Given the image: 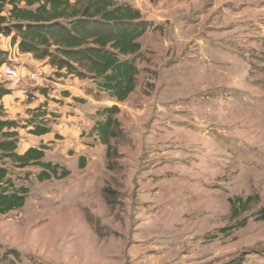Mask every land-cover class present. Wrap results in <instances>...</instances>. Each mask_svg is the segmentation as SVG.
<instances>
[{
    "label": "rangeland",
    "instance_id": "obj_1",
    "mask_svg": "<svg viewBox=\"0 0 264 264\" xmlns=\"http://www.w3.org/2000/svg\"><path fill=\"white\" fill-rule=\"evenodd\" d=\"M132 4L153 22L135 90L118 103L84 80L99 102L77 112L80 144L46 143L71 175L18 171L30 194L0 214V264H264V0ZM15 48L0 37L8 62ZM115 103L107 157L92 127ZM58 116L49 125L62 130Z\"/></svg>",
    "mask_w": 264,
    "mask_h": 264
},
{
    "label": "trees",
    "instance_id": "obj_2",
    "mask_svg": "<svg viewBox=\"0 0 264 264\" xmlns=\"http://www.w3.org/2000/svg\"><path fill=\"white\" fill-rule=\"evenodd\" d=\"M153 25L140 8L127 0H0V34L12 36L22 53L47 60L56 77L75 76L92 80L100 93L115 102H124L137 86L143 55L140 38ZM8 62V52L0 50V69ZM1 73V72H0ZM44 94L46 89H41ZM0 76V214L22 209L30 188L26 168L38 167L36 178L43 182L71 175L65 164L46 160L48 146L40 144L19 152V124L6 118L3 98L10 94ZM44 104L30 110L31 133L51 132ZM118 104L97 111L102 116L92 127L106 146L118 135ZM80 168L85 157L78 159ZM259 218L264 219V204Z\"/></svg>",
    "mask_w": 264,
    "mask_h": 264
},
{
    "label": "crops",
    "instance_id": "obj_3",
    "mask_svg": "<svg viewBox=\"0 0 264 264\" xmlns=\"http://www.w3.org/2000/svg\"><path fill=\"white\" fill-rule=\"evenodd\" d=\"M139 2L140 0H132V3L135 4H138ZM15 50L18 51V54L14 53V58L9 61H11V63H13L23 74L32 71H40L52 77V79L54 78L53 84L49 88H43L47 90L46 94L43 93L41 88L34 91L35 97L27 98L25 95L27 89L21 88L14 91L11 90V93L3 98L6 118L10 120H21V122L18 121L19 127H17L20 136L19 152H24L32 146L37 147L42 143L46 144L48 141L51 142L50 145H55L57 141L55 136L57 134L63 135L62 133L68 135L70 139L80 144V139L82 138V116L80 117L77 112L81 113V109L85 105L92 102H99L87 93L86 89L88 84L84 82L85 79H80L72 75L56 77L54 74L55 68H53L46 59L39 60L34 58L31 53H21L17 48H15ZM95 91H97V89ZM57 94L63 95L62 99L65 100L64 104H61V102H53V98H55V95ZM41 104H44V108L49 112L46 115L47 118L51 117L52 114L59 115L58 117H55V119L59 121L62 130H56L54 126L55 123H52L53 125H50L51 132L49 133L43 135H35L31 133L30 130L33 126L29 121L31 118L30 110ZM69 111H73L74 114H68ZM23 123L25 125L24 128ZM69 145L72 144L70 143ZM67 157H70V155H67ZM65 162L67 161L65 160Z\"/></svg>",
    "mask_w": 264,
    "mask_h": 264
},
{
    "label": "built area",
    "instance_id": "obj_4",
    "mask_svg": "<svg viewBox=\"0 0 264 264\" xmlns=\"http://www.w3.org/2000/svg\"><path fill=\"white\" fill-rule=\"evenodd\" d=\"M3 34H0L2 37ZM14 57L9 56V60ZM0 76L6 81L7 87L14 91L30 87L49 88L53 84L52 77L40 71H32L23 74L11 61L5 63L0 69Z\"/></svg>",
    "mask_w": 264,
    "mask_h": 264
}]
</instances>
